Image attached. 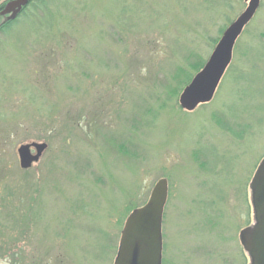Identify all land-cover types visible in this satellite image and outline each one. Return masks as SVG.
Segmentation results:
<instances>
[{"label": "rangeland", "instance_id": "obj_1", "mask_svg": "<svg viewBox=\"0 0 264 264\" xmlns=\"http://www.w3.org/2000/svg\"><path fill=\"white\" fill-rule=\"evenodd\" d=\"M247 5L34 0L0 32V264H113L127 216L161 178L163 264H248L264 0L214 98L188 111L177 93ZM31 142L48 148L23 169Z\"/></svg>", "mask_w": 264, "mask_h": 264}, {"label": "water", "instance_id": "obj_2", "mask_svg": "<svg viewBox=\"0 0 264 264\" xmlns=\"http://www.w3.org/2000/svg\"><path fill=\"white\" fill-rule=\"evenodd\" d=\"M243 12L226 28L203 68L197 72L179 96L180 106L188 111L200 104L209 103L229 67L234 46L246 25L254 18L261 0H247ZM29 0H18L8 6L15 19ZM48 144L31 142L18 148L20 166L29 169L37 163ZM35 149L33 152L32 149ZM168 198V181L160 179L154 186L147 203L134 209L123 228L117 255L113 264H162L163 260V215ZM258 225L250 233L247 245L252 257L251 264H264V177L256 183L253 199Z\"/></svg>", "mask_w": 264, "mask_h": 264}, {"label": "flooded vegetation", "instance_id": "obj_3", "mask_svg": "<svg viewBox=\"0 0 264 264\" xmlns=\"http://www.w3.org/2000/svg\"><path fill=\"white\" fill-rule=\"evenodd\" d=\"M16 1H18V0H0V17H2V18L4 17L3 18L4 22L5 21L15 22L22 15L25 8L28 7V6L24 7L22 9V11L18 14L17 18L14 20H11L9 18V16H10V14H12V11L10 13L9 12L5 13V10L8 6H12ZM32 2H33V0H29L27 5H29ZM263 177H264V158L262 159L261 163L258 165L257 169L254 171V173L251 174V178H250V182H249V187H250V192H251V203H252V209H253V220L240 233V240H241V244L243 245L242 247L248 254V257H247L248 260L245 259L248 264H251V262H252V257L250 255V252H249L248 247H247V245H250V243H251L250 239H249L250 238L249 232L251 230H254V228H256L258 225V219H257V215H256L254 203H253L254 192L256 189V183L259 180H261ZM146 202H144L143 204H145ZM143 204H141V205H143ZM141 205H138L135 208L140 207ZM126 220H127V218H126Z\"/></svg>", "mask_w": 264, "mask_h": 264}, {"label": "trees", "instance_id": "obj_4", "mask_svg": "<svg viewBox=\"0 0 264 264\" xmlns=\"http://www.w3.org/2000/svg\"><path fill=\"white\" fill-rule=\"evenodd\" d=\"M34 1V0H33ZM232 22V21H231ZM5 24H3L1 27H0V32H2V33H4V32H6L7 30H8V28H9V25H11L13 22L12 21H5L4 22ZM7 23H8V25H7ZM223 32H224V30H223ZM223 32H222V34H223ZM219 41V40H218ZM218 41H217V43H218ZM216 43V44H217ZM189 60H192L191 59V57L189 56ZM205 61H203V60H198V61H191V65H192V67L194 68V70L193 71H196V73L205 65ZM180 70H182V69H180ZM195 73V74H196ZM193 76H194V74H191L190 73V76L187 78V80L183 83V84H180V86L178 87V91H177V93H178V95L180 96V94H181V92L183 91V89H184V87L187 85V84H189L190 83V81L192 80V78H193ZM182 85V86H181ZM177 95V96H178ZM24 214V213H23ZM25 215V214H24ZM27 216V215H26Z\"/></svg>", "mask_w": 264, "mask_h": 264}]
</instances>
